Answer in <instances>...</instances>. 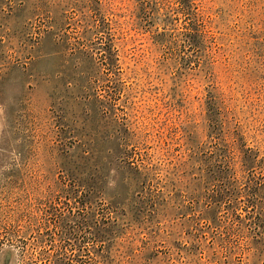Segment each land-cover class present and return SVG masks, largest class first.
I'll return each instance as SVG.
<instances>
[{"label": "rangeland", "instance_id": "obj_1", "mask_svg": "<svg viewBox=\"0 0 264 264\" xmlns=\"http://www.w3.org/2000/svg\"><path fill=\"white\" fill-rule=\"evenodd\" d=\"M0 264H264V0H0Z\"/></svg>", "mask_w": 264, "mask_h": 264}]
</instances>
